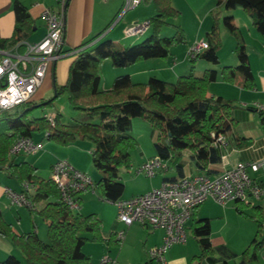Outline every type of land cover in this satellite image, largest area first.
<instances>
[{
    "label": "trees",
    "instance_id": "1",
    "mask_svg": "<svg viewBox=\"0 0 264 264\" xmlns=\"http://www.w3.org/2000/svg\"><path fill=\"white\" fill-rule=\"evenodd\" d=\"M68 1L65 0L63 6L64 15ZM214 1L217 7L223 9L222 12L241 8L264 40V0ZM55 2L59 7L60 0ZM143 2L150 4L153 9V14L146 19L151 24L150 32L143 41L121 46L111 40H102L88 46L111 22L95 37L65 50L73 55V59L68 66L65 82L61 85L53 82L54 96L40 103L30 99L11 110L0 112V170H4L8 178L15 179L21 185V191L34 205L29 210L36 212L47 227L46 240L40 239L35 231L18 234L3 220L0 212V234L12 242L21 257L18 259L9 255L0 264H92L90 257L82 252L86 242H103L107 247L119 246L121 242L114 235L102 238V221L97 214L83 215L61 203L56 185L50 178L37 175L36 167L26 161L14 162L8 155V149L20 136L31 137V131L37 130L44 131L42 139L51 140L59 146H67L76 140L90 141L92 164L100 174L99 180L93 185L99 198L110 202L122 198L124 185L119 170L131 167L130 151L138 147V141L129 134L133 119L140 118L149 123L156 137V157L165 161V168L161 171L174 168L181 172L184 151L190 152L196 169L205 174L210 173L209 165L220 162L222 150L212 145L210 134L214 132L226 136L232 130L233 105L221 96L208 94V85L218 78L226 83H236L240 79L242 86L247 88L253 85L245 43L230 15H224L222 21L235 40V66H222L219 72L206 68L200 75L190 70L187 75H180L173 82L154 76L144 83L133 82L129 75L122 74L114 77L109 89L99 86L100 67L104 60L109 59L113 67H129L148 59H165L172 45L185 42L182 29L174 23L179 12L171 5V0ZM12 7L15 16L13 33L8 39L0 38V48L26 41L34 29V21L26 7L18 0L13 1ZM164 26L173 27L175 33L161 37L160 31ZM202 39L208 47L188 60L197 62L200 59L218 65V50L221 47L218 17H214ZM62 94L67 96L74 110L85 114L84 120L66 124L61 122L59 112H53L54 126L50 127L46 114L28 119L29 112L35 107L51 105ZM256 111L264 133V111ZM23 183L28 185L26 190L22 188ZM258 183L263 188V180H258ZM38 203L42 204L40 208H36ZM235 204L238 214L250 217L256 223L255 235L241 252L239 264H258L257 253L264 247V196L251 207V215L243 211L242 204ZM188 228L200 248L197 259L212 263L217 251L222 259L235 256L223 246H211L208 218L192 219ZM150 263L149 260L144 262ZM222 264L228 263L224 260Z\"/></svg>",
    "mask_w": 264,
    "mask_h": 264
},
{
    "label": "crops",
    "instance_id": "2",
    "mask_svg": "<svg viewBox=\"0 0 264 264\" xmlns=\"http://www.w3.org/2000/svg\"><path fill=\"white\" fill-rule=\"evenodd\" d=\"M13 1L14 0H0V38L2 39L10 38L13 33L14 22H15V16L12 7ZM18 1H20L26 7L30 17L34 21L33 32L30 34V36L26 41L37 42L41 40L46 32V28L41 17L42 12L46 8L58 9L55 0H18ZM122 2L123 0H69L64 15V49L69 50L75 48L76 46H79L80 44L90 40L91 38L95 37L100 32H102L111 22L113 23L116 16H118L119 11L122 7ZM146 4H147L146 7L150 5L148 3ZM152 10L151 8H144L143 9L144 12L140 13L136 17L128 18V20L121 25L120 34L118 35L120 36V39H118L119 45L126 46V45L135 44L141 41L142 38H144L143 34L140 36L125 37L123 35V30L128 24L132 22H136V21L139 22L140 20L142 21L148 19L153 14ZM237 10L238 9L224 11L223 14L228 16L230 15L233 22V12ZM126 13L120 18H118V20L113 25L111 23L107 27V29L101 35L95 38L91 43H89L88 46L92 45L97 41H102V40H111L115 43L116 39H114L111 32L115 29L117 24L124 18ZM233 23L241 30L240 25H238L235 21ZM249 23L250 22L244 23V28H246L247 35L242 34L243 35L242 37L245 43V50L248 56V61L253 78L252 87L251 88L243 87L242 84L240 83L241 81L240 79H238L239 81L236 83H226L223 82L220 78H218L216 81L210 83L207 88L208 94L221 96L225 100H229L231 102V104L233 105L231 116L234 119V125L232 130L226 133V138L228 139V146L222 150V156L220 162L208 166L210 173L207 175L209 176L215 175L223 170L229 169L238 162L252 163V162L264 161V133L260 127L258 112L253 109L254 104H264V49H263V45L262 48L261 46H259L264 43V40L262 39L260 34L252 32ZM149 29L145 33H147ZM247 36L250 37V40L247 38ZM186 40H188L187 41L188 47L195 41L192 38L189 39L185 38V42ZM218 57H219L218 65L215 66L206 63V64H200L199 67L201 68L205 66L204 67L205 69L213 68L219 72L222 66L225 65L235 66L237 64V58L236 56H234V54L231 61H223V57L220 54V52H218ZM61 66L62 65L61 62H59V60L49 65L48 71L44 77L41 86L38 88V90L35 92V94L31 99L39 95V91L41 87H43L46 81H49L51 76V71L54 75H56L58 81L62 83L60 76ZM177 66L178 63H175V61L173 62V65H170L168 62H164L163 60L160 59H148L145 61L138 62L129 67H120L119 70H116L117 72L114 73L113 76L115 77L117 75L127 74L130 76L133 82H143V83L146 82L149 77L154 76L161 80L172 82L178 76L184 74L181 73V69L180 71H177L176 69ZM194 67L195 65L193 66V68ZM166 68L168 69V71H166L167 70ZM100 76H101V67H100ZM135 78H143L142 80L144 81L137 80ZM111 83L112 81H110V83L106 82V84L102 85V87L100 86V84L99 86L101 89H109ZM154 136H155L154 134L151 135L152 141H154ZM85 140H76L64 147H67V149L70 150L77 149L78 151H83V152L85 150L86 153L91 155L90 151L92 147H90L88 144H86L85 147L83 146ZM140 154H141V161L138 165L156 156V153L154 154L146 153L144 150ZM72 156L73 155H71V153L68 152L65 154L63 160L68 161L77 170H80L85 173V169H87L85 165L80 163L78 158H74ZM181 160L183 165L181 172H178L174 168H169L164 171L161 170L158 171L157 181L150 189L160 186L161 182L166 179H176L184 175L187 176V175H196V174L204 173V171H198L196 169L194 162L190 157V152L184 151L182 153ZM53 163H50L49 165L48 178H50V169ZM30 164L36 167L38 170L37 165H34L32 163ZM249 173L250 176L255 180L257 181L263 180V194H264V165L261 166L257 172L255 173L249 172ZM0 174L3 177L0 178V212L3 217V220L11 226L14 232L18 234H24L30 231H35L39 238H41L42 235H46L47 227L45 223L41 220V218L37 216L36 212H31L25 206H16L12 204L5 191L6 189H10L12 191L19 192L21 191V185L15 179L8 178L4 170H0ZM10 180H13L16 185H14L13 182ZM150 189L143 192L131 194L127 198L138 194H142L144 192L149 191ZM88 192H90V189L80 194L79 196L80 205H82L84 201V196L86 195L85 193ZM90 193L93 194L92 192ZM209 201L216 203L212 199H207L202 204L197 206L193 210L190 219L187 221L186 227L189 226L192 219L208 218L210 220L211 246L213 248L223 246L224 248H226L228 252L237 255L239 252L236 253L234 250L231 251L228 248L229 241H227V239H225L224 236H222L218 232L221 230L226 231L229 220H231L230 224H232V228L235 234H237L238 236L241 235L242 237L241 240L242 242L243 241L246 242L245 246L247 247L255 235L256 223L254 222L253 219L251 220L247 219L250 217L238 214L236 211L235 202H229L226 203L225 205H222V207L219 210V213L215 215V217L221 222V227L217 229V227H214L215 222L214 220H212L213 218L209 214L202 211L204 209L203 204ZM107 203H110L114 206V204L109 201H107ZM257 203H259V201H257L256 204ZM41 205H42L41 203H38L36 208L37 207L40 208ZM22 209H25L27 211V214H23ZM243 211L247 215H251L253 213L251 207H247V206H244ZM115 212H116V208H115ZM89 213L97 214L103 223V218H102L103 215L100 212L90 211L88 213H80V214L86 215ZM38 221L44 224L45 228L43 227L41 230L40 227L41 224ZM113 223H114V227L111 230L106 231L103 229V226L101 227L102 238L107 239L110 237V235H114V233L118 229V226H115V222ZM141 227L146 228L145 226H141ZM149 229L152 232H155L157 236L155 237L154 234L155 238L149 237L148 241H146L147 238H145L144 242L142 243V249H143V256H145L144 262L149 260L151 261L150 264H153L155 262L148 258V250L152 246L161 244L164 237V232L161 229H153V228H149ZM119 247L120 245L119 246L111 245L107 247L103 242L88 241L83 245L82 252L90 257V261L92 264H99V261L104 255H108L110 258L115 259L117 261L116 257H112L110 255L111 254L110 252L113 250H117ZM9 255H14L18 259H21L18 250L12 245V242L7 237H4L2 234H0V261H3ZM173 258L171 256L168 260L166 258L165 259L166 263L175 264V260ZM195 258L196 256L192 257L194 264H222L224 260L228 264H239L241 260V257L239 258V256L222 259V257H218L216 254L213 255L214 262L212 263H209L205 259H198V261L195 262ZM257 261L258 264H264V247H262L258 251Z\"/></svg>",
    "mask_w": 264,
    "mask_h": 264
},
{
    "label": "built area",
    "instance_id": "3",
    "mask_svg": "<svg viewBox=\"0 0 264 264\" xmlns=\"http://www.w3.org/2000/svg\"><path fill=\"white\" fill-rule=\"evenodd\" d=\"M143 0H123L120 17L128 10L140 5ZM60 0L58 9L46 8L42 12L46 32L37 42L21 41L7 48H0V112L11 110L30 100L41 86L49 65L71 54L64 49V6ZM119 17V18H120ZM150 22L143 20L128 24L125 37L140 36L150 28ZM208 47L204 39L195 40L186 52L187 59H193ZM264 49V44H263ZM256 110L264 111V104H254ZM50 127L54 126L53 113L45 115ZM212 145L220 150L228 146L224 134L212 132ZM41 141L29 136H20L9 146L8 155H31L43 150ZM264 161L238 162L231 168L209 176L205 173L184 175L176 179H167L160 186L129 198H120L111 203L116 208L117 220L124 226H141L161 229L164 237L160 245L148 250V258L156 264H167L166 251L174 244L185 243L188 232L187 221L193 210L207 199L225 205L238 202L252 207L263 196V188L249 172H257ZM165 168V161L153 157L134 169L135 174L154 177ZM50 179L56 185L61 203L72 211L80 208L79 196L93 187L87 173L77 170L68 161L56 160L50 169ZM22 188H28L23 183ZM11 203L31 209L34 205L24 191L5 190ZM108 201V200H106ZM110 202V201H109ZM124 231L114 233L116 240H122ZM99 264H120L104 255Z\"/></svg>",
    "mask_w": 264,
    "mask_h": 264
},
{
    "label": "rangeland",
    "instance_id": "4",
    "mask_svg": "<svg viewBox=\"0 0 264 264\" xmlns=\"http://www.w3.org/2000/svg\"><path fill=\"white\" fill-rule=\"evenodd\" d=\"M146 3L142 2L139 6L128 10L124 18L117 24L115 29L111 32L112 36L114 37L115 43L118 44L120 39V28L121 25L128 20L130 17H136L140 13L144 12V8H151L149 5L146 7ZM171 5L177 9L179 12L178 18L174 21L176 26H179L182 29L184 39L192 38L194 40H200L204 38L205 33L210 29L212 21L214 17L219 18V34L221 39V47L218 50L220 54L223 57V61H231L234 54V46H235V40L234 38L228 33L226 27L223 24V17L225 14H223V9L220 7H217L214 0H171ZM237 11L233 12V22L235 21L238 25L241 27V34L247 35L246 28H244V23H249V26H251L252 32L258 33L251 24V20L248 17V15L241 9L236 8ZM146 10V9H145ZM153 13V10H152ZM121 14V9L119 11L118 16H116L115 20L113 21L112 25L118 20ZM141 19V18H140ZM141 21V20H140ZM139 21V22H140ZM143 21V20H142ZM138 22V21H136ZM133 23V22H132ZM111 25V26H112ZM150 29L147 33L143 34L144 38L149 35ZM175 33V29L171 26H164L161 28L160 36H171ZM259 34V33H258ZM243 36V35H242ZM247 38L250 40V37L247 36ZM140 41V42H141ZM187 41L184 43H178L175 45H172L170 47V53L167 58L160 59L164 62H168L170 65H173V62L178 63V66L176 67L177 71H180L181 73H184V75H187L190 70H193V73L195 75H200L204 67H199L200 64H206L205 61L200 60L190 62L188 59H186L185 54L188 50ZM264 44V43H263ZM261 46L262 48V45ZM233 53V54H232ZM235 56V54H234ZM177 57V58H176ZM73 59V55H68L63 57L59 60L61 62V71L60 76L62 83L65 82L67 77V70L70 62ZM227 63V62H225ZM177 65V64H176ZM195 67L193 68V66ZM175 66V65H174ZM167 67V66H166ZM167 69V68H166ZM175 69V70H176ZM119 70V67H113L111 65V62L109 59H106L103 61L101 65V82L100 86L106 84V82L113 81L114 79V73H116ZM188 70V72H187ZM168 71V69L166 70ZM170 72V70H169ZM55 76V79H53V73L51 71V76L49 81H46L41 87L39 91V95L32 99V102L34 103H40L41 101L48 100L52 96H54L53 92V82H55L57 85H61L60 81H58V78ZM137 80H142L143 78H135ZM144 81V80H142ZM175 81V80H174ZM173 82V81H172ZM112 84V83H111ZM110 84V87H111ZM109 85V84H107ZM210 93V92H209ZM34 105V104H33ZM53 112H59L61 115V122L63 123H72L74 121H82L86 118L85 114L81 111L74 110L68 100L67 96L65 94H62L58 96L54 101H52L51 105H44L40 107H35L31 112L28 114V119L32 118H40L44 114L53 113ZM131 128L129 130V134L132 135L137 141H138V147L136 149H132L130 151V157H131V167L128 170L120 169L119 175L121 177V182L124 185V191H123V198H127L131 194H135L138 192H143L148 189H150L157 181L158 174L155 177L149 178L146 177L143 174H135L134 169L138 166V164L141 161V152L144 150L146 153H156L155 147H154V141L151 140L152 130L149 125V123L143 119L136 118L132 120ZM44 131H37L33 130L31 131V137L34 141H41L43 143V150L36 152L35 154L31 155H16L11 156L13 158L14 162H30L34 165H37L38 170L37 174L43 178L49 177V165L50 163L55 162L57 159H63L65 157V154L70 152L72 157L78 158L79 162L84 164L87 169H85V173H87L93 184L97 182L100 178L99 172L93 167L91 155L86 153V151H78L77 149L70 150L67 149V147L59 146L55 142L48 140V139H42ZM78 142V141H77ZM81 142V141H79ZM81 144V143H79ZM86 144H88L90 147H92V144L90 141L85 140V143H83V146L85 147ZM88 151V150H87ZM0 178H3L0 174ZM13 182L14 185L15 182L13 180H10ZM92 192L93 194H91ZM90 192L85 193L84 201L82 205H80V208L77 212L80 213H88L90 211H97L102 213L103 215V229L104 230H111L115 226H118V229L116 232L123 230L124 235L121 240L120 247L117 250L111 251L110 255L112 257H116L117 261L120 264H144L145 256H143V249H142V243L144 242V239L146 241L149 240V237H154L155 232H152L149 228H143L140 225L132 224L130 226H124L122 223H120L117 220V215L115 214V207L107 203L105 200L99 199L98 192L95 188V185H93L92 188H90ZM13 206V205H12ZM222 205L213 203V202H205L203 204V212L209 214L214 220V227H217L219 229L221 227V222L215 217L219 213L220 208ZM23 214H27V211L25 209H22ZM248 220H251V218H247ZM41 225V230L45 225L42 224L40 221H38ZM190 222V221H189ZM231 220H229V223L227 225L226 231H219L218 233L224 236L227 241H229L228 248L232 251L234 250L236 253L239 252L235 256L241 255V252L244 248H246V242H242L241 235L238 236L235 234ZM187 228L188 236L185 243H178L173 245L171 248H169L166 252L165 259L167 260L170 258V256L175 260V264H194L192 257L197 256L200 254V249L198 246L197 241L190 233V229ZM157 235L155 234V237ZM154 237V238H155ZM42 240H46V235H42ZM159 245V244H158ZM156 245V246H158ZM90 246V245H88ZM154 247V246H152ZM151 247V248H152ZM216 255L219 257L218 251L216 252ZM147 259V258H146ZM198 259L195 258V262H197ZM234 262V261H232ZM155 264V263H153Z\"/></svg>",
    "mask_w": 264,
    "mask_h": 264
}]
</instances>
